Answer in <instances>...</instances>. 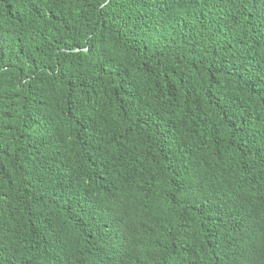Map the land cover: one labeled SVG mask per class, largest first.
<instances>
[{
    "label": "trees",
    "instance_id": "trees-1",
    "mask_svg": "<svg viewBox=\"0 0 264 264\" xmlns=\"http://www.w3.org/2000/svg\"><path fill=\"white\" fill-rule=\"evenodd\" d=\"M0 264H264V0H0Z\"/></svg>",
    "mask_w": 264,
    "mask_h": 264
}]
</instances>
